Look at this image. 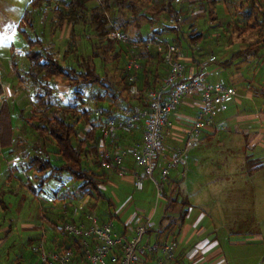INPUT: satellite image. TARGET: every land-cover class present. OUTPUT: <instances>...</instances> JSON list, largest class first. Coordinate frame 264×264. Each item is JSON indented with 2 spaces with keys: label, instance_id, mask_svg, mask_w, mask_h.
<instances>
[{
  "label": "trees",
  "instance_id": "1",
  "mask_svg": "<svg viewBox=\"0 0 264 264\" xmlns=\"http://www.w3.org/2000/svg\"><path fill=\"white\" fill-rule=\"evenodd\" d=\"M51 4L50 0H32L31 11L40 6L48 9L52 13V31L69 27L63 52L59 54L53 44L46 43L40 37L31 38L24 32L28 63L16 72L18 81L34 90L29 114L25 116L21 113V116L25 125L41 141L40 146L33 145L35 153L24 165L26 170L36 173L39 184L48 182L58 172L68 173L71 179L81 181L76 190L88 198L95 195L105 199L100 188L105 170L98 174L86 163L88 154L92 153L93 165L100 167L102 147L97 146L99 139L106 149L105 138L98 131L100 122L117 118L122 106L147 105L144 92L157 89L167 73L168 66L162 52L157 50L155 44H149V40L174 43L180 45L182 50L184 44L194 48L196 43L206 39L210 27H219L224 31L222 18L226 14L229 15L226 26L237 27L238 23L224 10L226 6L234 8L245 21L241 33L260 36L231 52L230 60L237 57L245 59L249 54L259 55L264 51V0H55ZM185 5L192 7V13L202 12V16L197 18V22H189L186 28H181V18L192 14L182 8ZM199 19H202L201 23ZM29 22L25 19L24 24L28 25ZM207 22L209 25H205ZM113 29L126 37L125 43L107 37ZM132 29L136 30L134 37L129 35ZM78 38L84 40L83 48L78 46ZM229 39L227 36L228 42ZM126 55L139 64L136 71L127 67V62H124ZM113 60L115 65L111 67ZM131 74L136 75L134 82L129 79ZM57 84H64L69 90L65 102L58 94ZM133 84L140 89V95L130 93ZM86 124L90 128L81 136L80 129ZM13 138L11 106L3 101L0 105V160L3 149H12ZM47 140L54 144L53 153L60 156L58 164L49 158L45 147ZM161 190L166 200V212L175 206L176 200L172 196L175 191L167 193L164 188ZM106 204L110 206L108 201ZM95 207L92 204L87 211ZM186 211L181 208L179 216L175 218L179 226L183 224ZM166 217L169 216L163 214L160 224ZM174 222L170 221L166 227L159 226L156 232L163 234L165 228L170 229ZM152 232L150 227L148 233ZM167 235L163 237L165 240L168 239ZM61 243L73 247L69 237H63Z\"/></svg>",
  "mask_w": 264,
  "mask_h": 264
},
{
  "label": "rangeland",
  "instance_id": "2",
  "mask_svg": "<svg viewBox=\"0 0 264 264\" xmlns=\"http://www.w3.org/2000/svg\"><path fill=\"white\" fill-rule=\"evenodd\" d=\"M31 1L0 0V79L3 76L2 80L7 85L4 90L9 93L14 90L13 85L17 81L11 67L22 70L28 63L25 56L27 46L24 32L31 38L48 39L51 37L52 13L44 6L34 8L31 11ZM50 2L53 4L55 0H50ZM182 8L189 10L190 14L192 13L191 6L185 5ZM224 10L231 14L238 25L234 28H228L226 20L229 15L226 14L222 18L224 31L215 26L209 28V35H207L206 39L211 44L217 45L215 42L218 41L221 46L227 45L225 46L227 48H237L240 47V44L254 42L256 38L259 39L260 36L256 34L241 33V29L245 27V21L236 14L234 8H226L225 6ZM200 16H202V12L197 13L195 11L187 18L182 17L179 26L186 28L189 22H197V18ZM25 19L30 21L28 25L24 24ZM199 22L201 23L202 19ZM205 25H209V23L207 22ZM135 32L136 30L132 29L129 35L134 37ZM58 34L59 30L56 31L52 40L55 42L60 54L62 51L61 47L66 41L68 34H65L66 36L63 34L59 38ZM87 35L89 34L87 33ZM227 36L230 38L229 44L233 45H228ZM83 43L84 40L78 38L77 44L80 48H83ZM213 50H216V48ZM181 51L183 54L182 48ZM196 51L200 50L197 49ZM132 59L134 58L126 55L124 62H127L128 65ZM110 64L111 67L115 65L114 60ZM22 86H25V84H21L17 87V90H21ZM23 88L26 91V87ZM58 93L61 94L62 98L65 95L63 91H58ZM25 97L24 100L27 102L29 97L28 95ZM27 108L28 105L26 103L25 111ZM11 112L14 134L18 138L24 139V142L21 143L23 149L25 151L36 150L35 147H31L32 143L38 147L41 145V141L36 138V135L27 125H21L23 118L19 116V110H15L12 107ZM25 116H28V113ZM20 125L21 127H19ZM81 132L82 129H80ZM239 140V136L232 135L228 127H218L215 138L205 141L201 147L190 146L187 148L185 155L193 157L187 166L196 169L208 167L216 169L219 173L218 177L227 176L221 173H227L230 170H236L231 172H235L236 176H243L244 165H241L238 156V153L241 152ZM45 147L50 159L55 164H58L61 159L59 155L53 153L54 144L52 141L47 140ZM19 149V146H15L11 156L6 158L7 160L2 158L0 160V264H27L29 260L33 261L35 256L30 252V244L27 242L26 245L24 238L27 235L41 233L39 240H45V237L50 239L51 228L55 229L53 225H60L64 219L76 222L79 215L84 212L82 202L84 203L87 200V197L84 198L85 195L76 190L81 181L71 179V176L66 172H58L51 180L42 184H39V182L35 183L32 180V184H30L31 188H33L32 190L25 186L26 181L31 178H29L31 172L29 173L28 170L26 172L23 171L24 173L22 170H14V176L11 177L8 174L6 163L10 158L15 157L14 153H17ZM89 156L91 159L92 154ZM89 162L87 158V166H92L93 170L101 174L100 167L97 165L93 166ZM239 169H242V171ZM105 179V176H103L100 180L101 192L105 199H98L94 209L99 215H104L106 218L107 216L109 218V213H112L114 215L112 217L113 224L118 231H120L124 222L135 225L136 211L137 216H139V223L145 222L146 217L151 214L155 203H160L156 207L150 223L153 232L149 234V238L154 240L159 226L166 227L170 221L175 220L170 229L165 228L162 237L166 234L169 237L177 235L175 243H172L169 238L167 241L172 244L174 252L180 251L185 254L183 256L186 264H210L212 261L217 260H225L227 264H264V238H262L264 237V187L254 188L250 183L240 185L238 193L240 197L238 199H236L237 196L231 197L229 188L232 186L230 185L209 191L197 188V190H193L191 196L186 192H180L179 194L182 197L189 195L188 208L190 210L181 227L178 224V219H175L179 216V207L174 206L171 210L164 212V207L163 205L161 206L162 200L156 197V187L151 181L147 180L149 185L148 183L144 184V193H137L138 186L136 184L128 187V192H125L126 195L133 197L132 200L134 199L135 204H137V199L144 201V208L138 209L134 208L132 200L124 207H119L126 196L119 189L114 190L116 195L107 190V182L103 183ZM139 185L141 186V182ZM107 201H111V208L107 206L110 211L106 215L103 209L106 208L105 203ZM163 214L169 217L163 219L160 224ZM50 219L55 224H51ZM196 220L201 225L195 224ZM26 223L36 225L37 228L40 225L41 229H37L36 226L30 230L22 229V224ZM50 225L52 226L50 227ZM199 226L205 231L202 235L197 233ZM23 230L26 231L23 232ZM23 245L27 246V248H23Z\"/></svg>",
  "mask_w": 264,
  "mask_h": 264
},
{
  "label": "crops",
  "instance_id": "3",
  "mask_svg": "<svg viewBox=\"0 0 264 264\" xmlns=\"http://www.w3.org/2000/svg\"><path fill=\"white\" fill-rule=\"evenodd\" d=\"M51 37L48 39H45L46 43L53 44L55 46V42H53L52 38L55 37V33L57 30L51 29ZM69 33V27L63 28L61 31H59L58 38L64 34ZM68 37V35H67ZM217 45H213L209 42L208 39H204L201 43H196L194 45V48H188L186 44L183 45V64H184V74L186 77L189 76H201L206 82L209 83H216V82H223L229 87H232L236 90L237 94L234 97H229L224 102V107L219 109L215 117L212 121V127L205 129L197 141L194 142L192 147H201L202 144L205 141H208L209 139H213L216 137V131L218 127H228L229 131L234 136H239V148L241 149V152L238 153L239 160L241 165H244V171L243 176H236L235 172L231 173L232 171L236 170H230L227 173L222 172L221 174H226L227 176L218 177V170L212 169L210 167L208 168H201L196 169L192 168L191 166H187L192 161V156H186L185 155V161L183 164L177 165L169 170L168 177L166 180H162L159 171L160 169L167 163V159L170 156V154L174 150H178L183 147L184 145V139L186 130L189 127L190 121L196 116L198 108H199V96L197 94L185 97L181 100V102L176 106V108L171 112L168 123L163 129V141H164V150L162 154L157 159V164L154 171V177L156 181L159 182L160 187L164 191L174 192V199L176 200L175 206L179 207V211L182 208L183 210L186 209V216L184 217V221L186 217L189 215V204H188V196L192 194L193 190H197V188H200V190L209 191V190H217L222 188L225 185H230V195L232 198L237 196L236 199L240 197L238 195L240 191V185H244L245 183H250L254 188L258 187H264V51L259 52V55L249 54L245 59L242 58H234L230 60L231 56L230 53L234 50L239 49L242 47L243 44H240V47L237 48H227L224 46H221L218 41L215 42ZM228 45H233L229 44ZM65 48V42L63 43V46L61 47L63 52ZM216 50H213L215 49ZM199 49L200 51H196ZM214 56V60H210V57ZM12 65V63H11ZM12 73H14L15 77L17 78V81L13 85L14 90H12L11 93H9L7 90H4L7 85L4 84L3 76L0 79V105L3 101H6L12 107H14L15 110H19L18 113L19 116H21V113L24 115L29 114V111L32 107L33 103V94L34 90L31 88L28 84L24 83L25 86H22L21 90H17V87H19L21 84L18 81V77L16 75V72L18 69H14L13 66L11 67ZM21 71V70H19ZM11 85V83H10ZM23 87H26V91ZM7 89V88H6ZM57 90L63 91L65 93L64 99L60 96L61 100L64 102L69 96V90L64 84H57ZM28 95L29 100L26 102L24 98ZM12 99V100H11ZM27 103L28 108L25 111V104ZM17 108V109H16ZM26 112V113H25ZM22 117V116H21ZM11 118H12V112H11ZM12 121V119H11ZM26 124L24 122V119L21 122V125ZM21 125L19 127H21ZM13 126V122H12ZM26 126V125H23ZM88 128H90V125L86 124L83 126L82 132L80 133L81 136H83V133H85ZM99 131V130H98ZM13 133H14V126H13ZM144 133V124L143 122H139L135 127H133L128 132H122L119 131V129L113 133L109 138L104 139V143L106 146H104L108 151L110 152H117L122 151L127 147H130L132 144L136 142H140L142 140V136ZM18 139V140H17ZM26 140V139H25ZM22 142H24V139L18 138L14 134L13 138V147L12 149H3L1 158L5 160L7 157H10L13 153V148L15 146H19L20 149L15 154V157L10 158L7 163L6 167L8 169V174L13 177L14 176V170H22V172H26L25 163L28 161L30 156L34 151H25L22 146ZM102 140L99 139L98 145L99 147H102L103 149ZM33 145V143H32ZM31 145V147H33ZM100 149V150H101ZM187 150V149H186ZM90 154H88L89 163L93 164V158L94 155L92 154V158L90 159ZM50 158V156H49ZM7 160V159H6ZM90 166V165H89ZM94 166V165H93ZM124 173L120 174V172L111 171L106 172L105 175V181L103 183L107 182V190H109L112 194H115V189H119L121 193L125 194L126 198L123 199L122 203L119 207L125 206L130 200H132L131 195H126L125 192H128L131 185L136 184V180L139 179V183L141 182V186L136 184L138 186L137 193H144L143 189L144 184L148 183V181H151V183H154L149 178L144 177V170L142 167L137 166L131 156L129 154H126L125 160H124ZM92 168V166H91ZM101 169V168H100ZM101 169V173H102ZM242 171V169H239ZM23 172V173H24ZM30 180L26 181L27 187L29 189L31 188L30 184H32V180L37 183V179L35 178L34 172L32 170L28 171ZM31 175V176H30ZM232 175V176H231ZM148 180V181H147ZM155 185V184H154ZM140 186V187H139ZM156 187V186H155ZM176 187V189H175ZM41 190V189H40ZM123 190V192H122ZM33 192V191H32ZM180 192H186L189 195H186L182 197L179 193ZM95 192L93 191V195ZM163 194V193H162ZM83 195V194H82ZM87 197V200L82 205L84 206V212L79 215V217L76 219V221L82 220L84 218V215L86 211L88 210V207H90L92 204H97V200L100 199L98 196L95 195L92 197L90 196L88 198L87 195L84 196V198ZM161 206L165 205L166 200L163 194V197L161 198ZM180 200V201H179ZM134 202V199L132 200ZM111 208V201H108ZM144 201L141 199H137V204L135 202L133 203L134 208H144ZM160 205V203H159ZM106 208L103 209L104 213L107 215V212L110 211L109 207H107V204L105 203ZM101 209V208H100ZM119 209V208H118ZM137 209V210H138ZM102 210V209H101ZM108 210V211H107ZM100 211V210H99ZM156 211V210H155ZM154 212L152 213V218L154 215ZM112 215V213H109V216ZM136 218L134 219L135 225L140 222L139 216H137V211L135 212ZM102 218L106 219L104 215H100ZM114 216V215H113ZM108 218V216H107ZM60 219V218H58ZM161 220V219H160ZM51 224L55 223L50 219ZM126 223V222H124ZM123 223V224H124ZM200 224L197 220L195 224ZM181 225V227L183 226ZM28 225V226H27ZM134 225V226H135ZM36 226V225H35ZM34 225L31 224H22V229L30 230ZM52 225H50L51 227ZM54 226V225H53ZM37 228V226H36ZM41 229V226L38 227ZM37 228V229H38ZM54 229V228H53ZM51 228V236L50 239H46L45 237V246L47 248H59L62 247V240L63 237L56 231V229L53 230ZM26 230H23L26 231ZM123 228L118 231L115 226L116 232H121ZM39 232V231H38ZM204 229L199 226L197 233L202 235L204 234ZM41 233L37 234H31L27 235L25 239V243L27 245L28 241H34L37 242L39 240ZM168 236V235H167ZM262 237V236H261ZM171 240L172 243H175L177 241V235L167 237ZM264 238V237H262ZM27 248V246L23 245V248ZM26 250V249H25ZM175 253V259L176 264H186L184 262V256L185 254L183 252H174ZM22 254H24L22 252ZM184 254V256H183ZM210 264H227V261L220 260V261H212Z\"/></svg>",
  "mask_w": 264,
  "mask_h": 264
},
{
  "label": "built area",
  "instance_id": "4",
  "mask_svg": "<svg viewBox=\"0 0 264 264\" xmlns=\"http://www.w3.org/2000/svg\"><path fill=\"white\" fill-rule=\"evenodd\" d=\"M98 1V0H97ZM114 26V23H112ZM107 37L126 41V37L118 30H111ZM158 51L162 52L168 66L161 85L154 90L145 91L148 104L145 106L132 104L122 106L117 118L102 120L99 131L104 138H109L118 129H132L139 122L144 124L142 140L122 151H100V167L106 172L124 173V160L129 154L134 163L142 167L144 177L152 180L156 186L157 198H162L159 182L154 177L158 157L164 150L163 129L168 123L171 112L185 97L197 94L199 108L196 116L190 121L186 130L184 145L174 150L167 163L160 169L159 175L166 180L169 170L185 161L186 149L194 144L201 133L212 127V121L218 110L224 107L229 97L237 92L223 82L209 83L201 76L184 74L183 54L179 45L170 42H156ZM214 56L210 57L213 60ZM128 68L137 70L139 64L130 60ZM136 75L129 79L135 81ZM136 84L130 88L133 96L140 95ZM139 179L136 180V184ZM159 204L155 203L154 212ZM152 213L145 222L134 224L124 223L121 232L115 231L112 218H102L95 209L87 211L80 221H63L54 225L62 237H69L73 247L63 245L59 248H47L44 240L29 245L30 252L35 256L27 264H176L172 244L156 232L154 240H150L148 230L151 227Z\"/></svg>",
  "mask_w": 264,
  "mask_h": 264
}]
</instances>
